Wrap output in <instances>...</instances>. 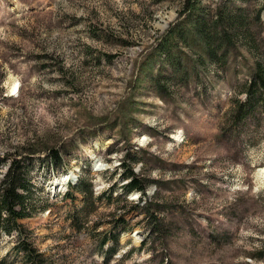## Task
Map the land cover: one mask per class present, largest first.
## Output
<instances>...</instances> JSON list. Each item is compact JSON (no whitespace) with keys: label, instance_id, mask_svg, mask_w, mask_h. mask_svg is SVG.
Masks as SVG:
<instances>
[{"label":"rangeland","instance_id":"rangeland-1","mask_svg":"<svg viewBox=\"0 0 264 264\" xmlns=\"http://www.w3.org/2000/svg\"><path fill=\"white\" fill-rule=\"evenodd\" d=\"M258 63L264 0H0V184L21 160L44 264H264Z\"/></svg>","mask_w":264,"mask_h":264},{"label":"trees","instance_id":"trees-1","mask_svg":"<svg viewBox=\"0 0 264 264\" xmlns=\"http://www.w3.org/2000/svg\"><path fill=\"white\" fill-rule=\"evenodd\" d=\"M230 21L231 19L228 18L226 23H228L232 29L238 31L243 28V25L239 20H237V23L235 24L230 23ZM204 24L205 21L201 20V31H204ZM255 88L258 90L255 91ZM245 94L247 99L244 103L240 104V109L237 113L239 121L246 120L250 117V115L244 110L248 105H250L251 101L259 99L257 103L259 102L264 106V64L258 63L257 74L251 81L249 90L246 91ZM36 151L37 150L33 151L31 155L36 153ZM45 151L48 154V158L51 160V164L53 165L52 167L55 168L59 166L60 151L49 147H45ZM123 168L127 170L128 173H125L122 176L130 179V182L124 187L126 194L130 195L134 192H138L144 196L147 190L146 183H143V181L140 180L139 176H137L133 171L131 165L128 166L124 162ZM21 169V160L12 161L8 173L4 176L0 184V237L2 234L18 236V240L15 242L14 248L15 255L20 257L24 264H44L43 255L24 237L21 232V225L19 224L20 220L32 217L40 205V202H38L33 196L35 195L32 191V186L34 184L30 178H27V173H29V171L22 172ZM79 184L80 180L73 190L76 192H82L84 195H88L86 197L92 195L91 192L84 190L81 186H79ZM107 240H109V238ZM114 241L117 242L116 239H114ZM106 243L107 242L105 240L101 243V246H104Z\"/></svg>","mask_w":264,"mask_h":264},{"label":"bare ground","instance_id":"bare-ground-1","mask_svg":"<svg viewBox=\"0 0 264 264\" xmlns=\"http://www.w3.org/2000/svg\"><path fill=\"white\" fill-rule=\"evenodd\" d=\"M12 95L15 96L19 92V85L17 83H14L11 87ZM74 175L65 176L66 178L63 179V182L66 183L67 181H70Z\"/></svg>","mask_w":264,"mask_h":264}]
</instances>
